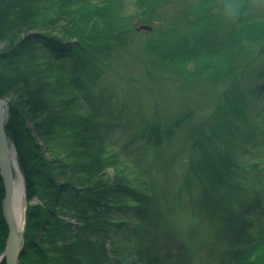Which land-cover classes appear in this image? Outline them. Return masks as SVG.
Instances as JSON below:
<instances>
[{"label": "trees", "instance_id": "1", "mask_svg": "<svg viewBox=\"0 0 264 264\" xmlns=\"http://www.w3.org/2000/svg\"><path fill=\"white\" fill-rule=\"evenodd\" d=\"M198 1L201 0L183 1L184 15L179 22L167 23V34H160L163 39L171 37L169 41H159L161 48L152 46L153 41L141 48L148 53L151 66L145 75L153 87H159L153 94L159 106L153 104L151 120L147 122V116L132 109L122 117L120 112L115 113L122 122L104 125L101 121L93 127L91 119L81 117L73 105L66 104L61 86L49 96L47 79L36 64L38 51L54 60L70 85L86 99L96 118L103 119L102 109L97 105L104 107L105 101L89 88V82L94 84L106 72L115 70L107 60L114 50L129 49L127 40L137 34L133 30L139 21H163L160 9L169 3L150 0L149 10L130 26L131 19L124 14V0H102V7L94 11H86L76 4L77 0H0V44L11 45L0 51V98L20 89L21 100L27 103V98V107L41 118L37 134L50 145L47 151L65 159L83 157V162L74 167L93 179L108 168L103 163L94 165L93 156H88L89 144L95 138L101 147L109 140L121 158L141 171L148 186L146 195L129 184H119L118 180L93 183L72 175L66 185L58 184L61 165L54 163L57 160L48 162L24 108L10 105L6 133L20 155L27 198H39L42 193L48 199L39 198L41 203L28 209L21 264H123L117 260L119 243H130L135 259L142 264H172L173 255L168 253V244L162 243L160 236L169 235L171 229L181 231L183 223L178 218L181 212L200 219L196 209L184 211L183 200H195L197 190L201 194L211 193L213 212L220 209L231 213L238 198L243 203L241 210L247 208L245 216H251L249 210L255 206L264 210L260 205L264 197L259 194H264V29L262 35L250 37L246 33L251 28L258 30L260 27L256 25H264V11H251L227 20L221 12V1L216 10L206 11V16H212L218 26L205 34L204 28L196 27L188 16L189 8H194ZM181 26L193 27L192 33L187 34ZM188 35L193 38L190 42ZM197 41L205 43L204 47L212 53H218L224 67L210 72L213 66L210 63V69L204 70L208 74L200 78L192 75L196 80L189 84L186 77L190 78L191 73L173 65L191 59L195 46L189 43ZM224 52L226 57L221 59ZM103 65L109 67L104 69ZM167 79L169 84L175 79L182 80V85L178 84L180 92L163 89ZM93 98L94 105L90 100ZM183 102L185 106L195 104V109L179 108L173 112L172 107ZM202 103L205 108L200 107ZM116 107L111 104V110ZM194 118L197 122L190 127ZM190 128H194L193 142L189 137L187 143H178L179 133ZM62 148L64 151H59ZM0 186V217L6 225L1 209L5 194L1 177ZM244 193L246 198L242 196ZM65 195L69 198L64 202ZM53 208L65 209L77 222L65 219L58 211L55 214ZM129 220L136 225L132 226ZM259 230L258 241L263 242L264 226ZM196 243V249L190 251L183 264L197 263V256L209 258L199 260L200 264H229L224 253L231 257V264H238L234 263L233 255L239 264H246L253 250L215 255L206 240Z\"/></svg>", "mask_w": 264, "mask_h": 264}, {"label": "rangeland", "instance_id": "2", "mask_svg": "<svg viewBox=\"0 0 264 264\" xmlns=\"http://www.w3.org/2000/svg\"><path fill=\"white\" fill-rule=\"evenodd\" d=\"M102 0H77L76 4L81 5L84 7L86 11H94L95 9H100L102 7ZM150 0H124L125 5V16L129 17L131 19L130 26H133L139 17H141L143 12H147L150 8L149 4ZM167 5L163 6L160 10L163 11V21L157 20L153 21V23L139 21L138 26L141 25H149L152 28H155L152 31H141L137 32L136 29L133 30L137 34L134 38L132 36H129L127 40L128 48L129 49H115L114 52L111 54V56L107 59L109 61V65L113 66V69L115 70H109V72H106L105 77L101 80H98L96 83L92 84L89 82L92 91L95 92V95L97 94L99 97H103L104 107L101 105H97L99 109L101 110V114L103 116V119H98L91 111L89 104L87 103L86 99H83L82 94L78 92L74 86H71L69 83V79L62 74L61 71L57 68L54 60L50 59L48 55L41 54L38 51L37 58L39 60L36 62L37 67L41 72L44 73V77L47 79V93L49 96H51L52 93H55L56 89L62 87L64 101H66V104H71L73 107L78 111L79 115L87 116L91 121H93V127L96 123H99L103 121L102 124L108 125L111 124V121L116 122H122V118L116 116L115 113L120 112V117L123 116V114H126L128 110L132 111V109L138 110L142 116H147V122H149L151 117V110L152 106L158 105L155 104V97L153 94H156V91L159 87H153L152 83L150 82V79H148V76L145 74L148 73L149 70H151L150 62H149V55L144 49V52L142 46L143 44L146 46L147 43L153 41L152 46L157 45L159 48H161V45L159 43L165 41H169L171 37L165 36L164 39L160 37V34H167L166 31H168L167 23H173L174 21L179 22L180 18L182 17V7L185 6L184 0H165ZM173 1V2H172ZM222 0H201L196 2L197 5L192 8V6L188 10V16L191 19V21L194 22V25L197 27V25H201L202 28H204V33H207V30L212 31V27L215 28L218 25H216L211 17L212 16H206V11L210 10H216L217 7L221 6ZM137 2V4H136ZM164 4V3H163ZM145 14V13H144ZM197 17V18H195ZM194 19H197L196 22ZM186 22V21H185ZM64 23V22H63ZM62 23V24H63ZM61 24V25H62ZM66 25V24H63ZM184 25V24H183ZM170 26V25H169ZM185 26V25H184ZM181 26V27H184ZM224 26V24L222 25ZM257 27H260L258 30L255 28L248 29L246 33L251 37L252 34H258L262 35L263 33V27L264 25H256ZM47 28V27H46ZM193 28V27H192ZM189 28L184 27L183 30L187 34H191L192 32ZM208 28V29H207ZM40 30L41 29L40 27ZM61 30V29H60ZM39 33H44L43 31H38ZM260 33V34H259ZM58 36V35H57ZM189 39L188 41H192V37L188 35ZM35 42L36 40L33 39ZM189 45L195 46V50H192L195 52L191 59L189 60H180L176 62L175 66L176 68L185 69L186 71L190 72L191 74L189 77H186L188 80V83L191 84L196 80V77L200 78L203 76V74H208L207 71H204L205 69H210L208 66L210 63H213L212 68L210 69V72L218 69L223 68L224 64L220 62V56L218 53L214 51H210L209 49L205 48V43H199L198 41L193 44L189 43ZM10 43H2L0 44V51L5 50L7 48H10ZM151 46V47H152ZM42 55H40V54ZM225 55V56H224ZM223 57L221 59H225L226 52H224ZM41 57V58H40ZM171 57L170 55L168 58ZM148 58V59H147ZM148 60V61H147ZM179 60V59H178ZM104 69H107L109 66L103 65ZM110 69V68H109ZM112 69V68H111ZM204 72V73H203ZM188 74V73H187ZM192 75L196 77H192ZM167 77V75L165 76ZM110 78V80H108ZM168 78V77H167ZM167 79L166 81H168ZM171 80V78H170ZM169 80V81H170ZM109 81V82H107ZM169 81L165 83L164 86H162L163 89H168L171 92L173 90H179L180 86L182 85V80H172V84H169ZM150 82V83H149ZM84 82H81V86L83 87ZM170 85V87H169ZM155 88L154 91H152V88ZM84 88V87H83ZM161 88V89H162ZM193 88L195 89V85H193ZM166 89V90H167ZM169 91V93H170ZM154 92V93H153ZM180 92V90L178 91ZM84 93V92H83ZM22 91L15 90L12 92H9L6 96L2 97L6 99L8 102L9 107V115H10V105H16L17 108L23 109L24 112H27V121L29 123V126L33 129V134L35 138L37 139V142L40 146L43 147V152L45 154V157L47 158L48 162H59L61 165L60 175L61 177H58L57 181L58 184H67L69 181V177L72 175L74 177H78L79 179H90L93 183H102L107 180H118L119 184H129L130 187H132L134 190H140L143 192V194H148V186H147V180L145 176L137 169V167L119 156V151L116 148L112 147V143L107 140V145L105 144L104 147L99 145V140L95 141L94 139L90 142V150L88 156H93L95 162L94 165H101L102 163L105 166H108L105 173H102L101 175L95 176L93 179L92 176H89V174H85L83 170H80L78 167H74V165L77 166V164H81L83 161L81 156H74V158H68L65 159L64 157L60 156L59 154H51L47 151L46 148H48L50 145L44 141V138L38 136L39 134V128H37L38 122L40 123L41 118L37 114H34V109L27 107L28 100L25 99L27 103H24V100H21ZM182 98V96H181ZM92 101V105H94V102L96 101L95 98L90 99ZM98 100V99H97ZM102 100H99V103ZM177 97H175L174 102L177 105ZM109 104H107V103ZM114 103L117 105L115 110H111V104ZM148 103L150 105H148ZM184 102L180 106H174L172 107L173 112L177 111L179 108L181 110H190L195 109L193 105L188 103V106L183 105ZM159 106V105H158ZM198 106V104H197ZM201 108H205L204 104H200ZM95 109L99 111L96 107ZM125 109V111H122ZM92 117V118H91ZM9 120V116H8ZM197 119L194 118L191 122L190 127L194 126L196 124ZM88 126V123L85 125ZM201 128V126H199ZM122 130V129H121ZM189 131V132H188ZM188 131H182L179 133L178 143L182 142V144L187 143V139L189 137L191 138L192 142L194 140V128H190ZM38 132V134H37ZM9 139L11 150L16 154L18 165H13V175L17 177L19 174H22L24 181H25V188H26V196H25V229H26V223H27V213L28 209L30 207H35L37 204L41 203V200L47 201V197L43 195L42 193L38 194L39 198H33L28 199L27 198V180L25 177V172L23 171L21 162H20V155L18 153L17 147L13 141ZM97 139V137H96ZM191 140H188V144L191 142ZM62 144H59V147H61ZM55 147L57 148V144H55ZM58 149V148H57ZM59 151H64V148ZM58 150L55 152H59ZM81 157V158H80ZM25 158V156H24ZM57 169V168H56ZM66 174V175H65ZM64 175V176H63ZM261 177H263L262 174H260ZM64 186V185H63ZM1 187V186H0ZM253 189H257L256 186H251ZM264 188V186H263ZM201 194L200 190H197L195 193V200H186L184 201L185 209L184 211L189 212L192 209H196L198 212V215L200 216V219H197V216L181 212L179 215V212L177 213L178 218L180 220V224L183 227L181 228V231L177 232L174 229H171L169 232V235H163L160 236V240L162 243L168 244V253L173 255V260H171L172 264H183L184 261L188 258V254L190 251L195 250L197 247L198 241L206 240L207 244L210 245V249L215 253V255H218V253H224V251L229 253H234L236 251H244L246 252L247 249H253L252 255L249 260L245 261L246 264H261V261H264V240L263 242H259L258 239L261 236V230L260 227L264 226V210H259L257 206L254 208H250L249 212L251 216H248L246 214V209L241 210L243 208V203L239 202V199H237V202L235 203L234 209L231 210V213H226L225 210L221 211L220 209L217 212H213L215 209V205L211 201V193L210 192H202ZM261 197H264V194L262 195L259 193ZM243 197L246 198L247 194H242ZM255 197H258L256 194ZM69 198L67 195L63 197V201L65 202L66 199ZM3 199V198H2ZM135 202H130L131 205ZM183 204V203H182ZM253 205V204H252ZM255 205V204H254ZM253 205V206H254ZM263 205L264 208V201L260 204ZM137 207V205L135 206ZM57 209V210H56ZM181 209V208H180ZM54 213L56 214L57 211L60 212L61 215L65 217L67 220H72L74 222H77V220L72 219L70 216L71 214L66 212L65 209L61 208H53L52 209ZM213 214V215H212ZM62 216V217H63ZM215 217V218H214ZM246 219L250 220L251 222L247 223ZM130 224L132 226L136 225V223L132 220H129ZM218 221V222H217ZM228 222V223H227ZM246 230L243 233V230ZM245 235V236H242ZM7 237H8V229L6 225L2 224V220L0 217V260L2 258V255L5 253L6 244H7ZM251 241V242H250ZM250 242V244H249ZM119 247H117L119 254L117 255V260L119 262H123V264H142L141 262H138L137 259H135V254L133 252V248L130 243H119ZM184 250V252H182ZM203 251L204 247L202 248ZM227 256V261L229 264H231L233 261L229 255L224 253ZM203 255L206 256V252L203 253ZM22 257V256H21ZM216 258V257H215ZM234 263L239 264V260L236 258V256L233 255ZM209 260L204 259L200 256H197L196 262L200 264L199 260ZM251 262V263H249ZM1 263V262H0ZM195 261L193 264H197ZM21 264V260H20Z\"/></svg>", "mask_w": 264, "mask_h": 264}, {"label": "water", "instance_id": "3", "mask_svg": "<svg viewBox=\"0 0 264 264\" xmlns=\"http://www.w3.org/2000/svg\"><path fill=\"white\" fill-rule=\"evenodd\" d=\"M145 30L152 31L153 28L149 25H141L136 28L137 32ZM8 112V102L6 99L0 98V177L5 190L1 209L8 229L6 249L0 262L5 261L6 264H20L24 249V234L13 212V163L10 142L6 133Z\"/></svg>", "mask_w": 264, "mask_h": 264}, {"label": "bare ground", "instance_id": "4", "mask_svg": "<svg viewBox=\"0 0 264 264\" xmlns=\"http://www.w3.org/2000/svg\"><path fill=\"white\" fill-rule=\"evenodd\" d=\"M11 149V147H10ZM12 165L17 166L18 160L16 154L11 150ZM25 196L26 188L25 181L22 174H19L17 177L13 175V212L15 218L19 224V227L23 230L24 234V243H25Z\"/></svg>", "mask_w": 264, "mask_h": 264}, {"label": "clouds", "instance_id": "5", "mask_svg": "<svg viewBox=\"0 0 264 264\" xmlns=\"http://www.w3.org/2000/svg\"><path fill=\"white\" fill-rule=\"evenodd\" d=\"M251 11H264V0H222L221 12L227 20Z\"/></svg>", "mask_w": 264, "mask_h": 264}]
</instances>
